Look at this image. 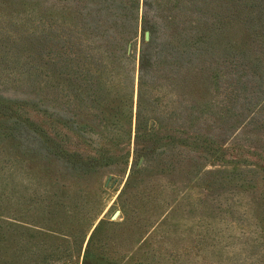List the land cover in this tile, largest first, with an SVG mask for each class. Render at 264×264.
<instances>
[{"label":"rangeland","instance_id":"374dc122","mask_svg":"<svg viewBox=\"0 0 264 264\" xmlns=\"http://www.w3.org/2000/svg\"><path fill=\"white\" fill-rule=\"evenodd\" d=\"M0 264H264V0H0Z\"/></svg>","mask_w":264,"mask_h":264},{"label":"trees","instance_id":"16d2710c","mask_svg":"<svg viewBox=\"0 0 264 264\" xmlns=\"http://www.w3.org/2000/svg\"><path fill=\"white\" fill-rule=\"evenodd\" d=\"M147 2H145V4H146ZM138 6H140L139 4H138Z\"/></svg>","mask_w":264,"mask_h":264}]
</instances>
